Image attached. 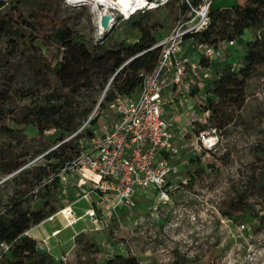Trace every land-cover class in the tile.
<instances>
[{
	"label": "rangeland",
	"instance_id": "rangeland-1",
	"mask_svg": "<svg viewBox=\"0 0 264 264\" xmlns=\"http://www.w3.org/2000/svg\"><path fill=\"white\" fill-rule=\"evenodd\" d=\"M236 2L213 0V7L224 9ZM14 3L15 0L8 1L0 8L1 13L10 12ZM22 3L21 15L25 21L20 24L17 35L10 34L0 39V90L42 86L45 82L42 60L53 63L57 53L47 18L38 15L36 23L35 18H31L32 10H36L33 0H22ZM54 4L57 6V18L65 26L93 44L102 39L98 33V16L89 4L68 0H54ZM180 5L181 0H174L155 10H141L139 16L145 23L155 22L154 34L156 39H161L186 15V12L181 13ZM107 13H112L113 17V24L107 32H113L109 46L118 41L133 42L138 38L136 30L120 24L125 17L119 10L110 9ZM36 26H39L42 40L34 39ZM252 31L245 29L242 39L235 41L234 45L228 46L221 41L222 56L233 64L239 62L245 41ZM190 43L186 39L182 44L186 55L197 50ZM211 76L212 73L201 76L206 78L204 81L193 77L196 82L201 80L202 84L188 87V92L196 95L197 112H201L200 105L209 97V82L206 81ZM101 94L97 84L82 89L75 105L77 112L93 105L91 114L96 117V125L92 128L97 134L117 118L113 112L116 100L99 108L97 103ZM12 102L24 101L14 96ZM174 102L165 104L168 107L164 105L165 117L172 114L169 104ZM4 104V107L11 105L9 101ZM7 123L14 127L13 121ZM2 124L0 115V126ZM20 127H23V132L14 130L11 134L10 131H0V214H6L13 198L22 200L26 209L37 208L42 200L35 194L36 184L33 185L30 178L33 166L46 162L43 154L36 153L40 144V140L34 138L37 130L32 124ZM200 129L216 134L217 145L211 152H203L200 148L197 152L206 156L196 161L190 160L191 146L187 142L178 145L177 160L187 163L179 166L180 176L174 182L177 187L170 191L175 204L173 213L163 205L158 218L151 217L150 207L155 192L152 188H144L135 193L129 204L117 208L105 220H91L85 216L69 225L60 213H55L52 219L46 218L40 226H32L30 234L39 237L40 233H49L53 228L59 231L45 239V243L37 241L38 248L49 253L54 261H63V264H104L118 253L133 254L140 264H264V66L258 67L249 79L244 106L236 113L233 122L221 130L215 129L208 121L196 123V135ZM171 131L174 132L173 129ZM56 136L57 132L53 130L46 133L47 139ZM8 149L13 152L9 154ZM21 160L26 163L17 170L8 171L9 166ZM198 167H202L204 172L189 185L187 172ZM28 179L33 187L28 188L25 182ZM82 192L73 190L66 198L77 199ZM239 194L246 197L252 207L232 218L221 215L220 208ZM49 200L57 210L60 209L59 194H52ZM88 207L83 199L74 205L79 211ZM259 218L263 223L258 226ZM242 224L245 227H241ZM164 225H167L165 231L162 230ZM102 242L105 245L102 246Z\"/></svg>",
	"mask_w": 264,
	"mask_h": 264
},
{
	"label": "trees",
	"instance_id": "trees-1",
	"mask_svg": "<svg viewBox=\"0 0 264 264\" xmlns=\"http://www.w3.org/2000/svg\"><path fill=\"white\" fill-rule=\"evenodd\" d=\"M8 1L13 0H0V8ZM33 2L36 10H32L31 18H35L36 23L38 15L47 18L49 34L57 45V53L53 63L42 60L45 67V82L42 86L0 90V115L3 120L0 131L6 130L12 134L14 130L23 132L21 125L32 124L36 127L34 138L40 140L36 153L43 154L46 162L33 166L30 178L33 179V185L36 184L35 194L42 200L37 208L26 209L22 206V200L13 198L6 214H0V240L12 243L2 264H63V261H54L49 253L41 251L37 240L27 235L26 231L59 210L49 200L52 194L58 195L56 177L51 182L44 181L70 162L97 134L95 128H92L96 125V117L91 114L93 105L77 112L76 97L82 89L92 88L95 84L102 93L101 100L97 103L100 109L114 100L117 104L122 98L134 96L139 91L145 74L153 70L160 51V47L154 46L160 40L154 34L155 22H143L139 11L120 22L136 30L138 38L133 42L118 41L109 46L113 38L112 31L93 44L57 18L54 0ZM22 7V0H15L10 12L0 11V39L10 34L17 35L20 24L25 21L21 15ZM180 11L182 14L186 12L184 2L180 5ZM245 29L254 31L245 41L243 54L236 65L226 59L210 63L212 76L206 81L209 82V97L200 105L199 110L206 113V122L217 130L233 122L236 113L244 106L249 79L258 67L264 66V0H237L231 7L224 9L212 5L207 27L184 37L185 40L191 39L195 43L216 47L221 41L242 39ZM36 32L34 39L42 40L39 26H36ZM197 63L201 67L209 64L202 55ZM14 96L24 102L13 103ZM5 101H9L11 105L4 107ZM9 120L15 123L14 127L8 125ZM50 130L57 132L54 139L46 138V133ZM8 152L11 154L13 150L8 149ZM200 158V155H196L191 156L190 160ZM25 163V160L15 162L9 166L8 171L17 170ZM203 172L202 167L188 171V184L192 185ZM25 182L28 188L33 187L29 179ZM251 207L246 197L239 194L230 198L219 212L232 218ZM263 220L259 218L257 225L262 224ZM104 264L140 262L133 254L118 253L108 258Z\"/></svg>",
	"mask_w": 264,
	"mask_h": 264
},
{
	"label": "built area",
	"instance_id": "built-area-1",
	"mask_svg": "<svg viewBox=\"0 0 264 264\" xmlns=\"http://www.w3.org/2000/svg\"><path fill=\"white\" fill-rule=\"evenodd\" d=\"M174 0H135L131 12L120 11L125 18L141 10H155ZM185 3L186 15L154 45L160 47L159 56L153 70L145 74L139 91L132 97L122 98L114 105L116 120L109 127L96 134L84 148L68 163L59 168L44 182L56 177L58 194L65 195L72 183L74 173L87 178L89 171L97 178L90 179V192L97 195L86 216L91 220H105L117 208L129 204L135 193L144 188H152L155 198L150 207V216L158 218L159 210L166 205L173 213L175 204L170 191L177 187L175 180L180 176L179 166L187 163L177 160L178 144L169 123L164 116L163 92L167 88L183 86L187 74L193 78L208 76L212 62L225 60L220 43L214 47L205 43H195L202 57L209 62L201 67L190 62L180 51L185 36L199 32L207 27L213 0H181ZM230 46L234 40L224 41ZM237 64V63H236ZM234 64V65H236ZM202 82H196L201 86ZM205 112L192 108L188 112L186 124L181 128L180 139L191 146L190 156L205 155L197 151L211 152L217 145V135L200 129L196 135V123H205ZM188 180V177H187ZM89 192H85L86 196ZM63 215L67 224L77 221L70 203L57 211ZM194 219V215H190ZM160 223V220L158 221ZM167 225L162 227L165 231ZM241 227H245L243 224ZM12 243L0 240V264ZM105 245L102 242V246Z\"/></svg>",
	"mask_w": 264,
	"mask_h": 264
},
{
	"label": "crops",
	"instance_id": "crops-1",
	"mask_svg": "<svg viewBox=\"0 0 264 264\" xmlns=\"http://www.w3.org/2000/svg\"><path fill=\"white\" fill-rule=\"evenodd\" d=\"M180 53L184 57H187L190 62H195V63H197L199 57L201 56V53L199 51L192 52L191 55L190 54L186 55V54H184V52L181 49ZM202 76L205 77L206 75H202ZM203 77H200V78L204 79ZM190 85H191V87L196 86V81L193 80V78L190 76V74H187L183 86H176L173 88H167L163 92L164 105L168 104L169 102H174V100L176 98L178 99L176 102L169 104V107H170L169 109H173L172 114H168L167 117H165L169 123V128L171 126V129L174 130V132H172V134H174V140L178 145L185 143L182 139H180L179 134L182 131L181 128L186 124L189 110L192 108H195V106H196V95L195 94L193 95L192 93L188 92V91H190V89L188 90V87ZM165 107H168V106L165 105ZM164 116H165V113H164ZM84 174L87 176V178L82 177V175H80L77 172L74 173L73 177L71 178L72 183L69 185L67 193L65 195H62V196L60 195L61 207L65 204L70 203L71 209L73 210L74 215L77 218V221L86 216L85 212H86L87 208H85V210H81V211H79V209L75 210L74 205H75L76 201L79 199H83L85 204L87 206L91 207V204L95 200H97L96 193L90 192V190H89L90 189V179L91 178H97V176L93 175L89 171H84ZM73 190H77V191L79 190V192L83 191L82 195L87 191L89 193L86 196L81 195V197L74 199V200L67 199L66 196L69 195L71 193V191H73ZM139 191H143V190H139ZM53 215L49 216L47 219H50V218L52 219V217H54ZM43 221L34 225L33 227L40 226L41 224H43ZM57 231H59L58 228H53L49 233H47V232L40 233L39 237H35L34 235L30 234L29 229H28L26 231V234L33 237L37 241H41V242L45 243V239H47L48 237H50L52 235H56ZM45 247H47V246L45 245Z\"/></svg>",
	"mask_w": 264,
	"mask_h": 264
},
{
	"label": "bare ground",
	"instance_id": "bare-ground-1",
	"mask_svg": "<svg viewBox=\"0 0 264 264\" xmlns=\"http://www.w3.org/2000/svg\"><path fill=\"white\" fill-rule=\"evenodd\" d=\"M70 2H85L89 4L98 16V33L100 32L101 25L99 23V16L103 13H107L110 9H117L124 13L131 12L134 6L135 0H68Z\"/></svg>",
	"mask_w": 264,
	"mask_h": 264
},
{
	"label": "water",
	"instance_id": "water-1",
	"mask_svg": "<svg viewBox=\"0 0 264 264\" xmlns=\"http://www.w3.org/2000/svg\"><path fill=\"white\" fill-rule=\"evenodd\" d=\"M99 23L101 25L99 34H100V37L103 38L107 34V32L109 31V29L111 28L113 24L112 13H103L102 15H100Z\"/></svg>",
	"mask_w": 264,
	"mask_h": 264
}]
</instances>
